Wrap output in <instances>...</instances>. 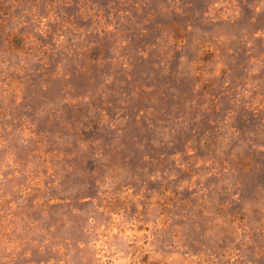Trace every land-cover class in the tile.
I'll return each instance as SVG.
<instances>
[{
  "label": "rangeland",
  "instance_id": "374dc122",
  "mask_svg": "<svg viewBox=\"0 0 264 264\" xmlns=\"http://www.w3.org/2000/svg\"><path fill=\"white\" fill-rule=\"evenodd\" d=\"M0 264H264V0H0Z\"/></svg>",
  "mask_w": 264,
  "mask_h": 264
}]
</instances>
